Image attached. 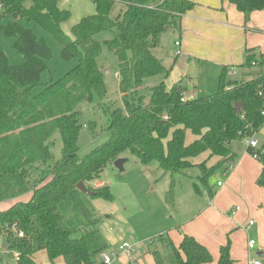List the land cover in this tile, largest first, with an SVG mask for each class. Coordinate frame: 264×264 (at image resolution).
Masks as SVG:
<instances>
[{
  "label": "trees",
  "instance_id": "16d2710c",
  "mask_svg": "<svg viewBox=\"0 0 264 264\" xmlns=\"http://www.w3.org/2000/svg\"><path fill=\"white\" fill-rule=\"evenodd\" d=\"M90 1L95 14L81 19L66 35L61 27L70 14L58 8V0H0V19H11L0 26V34L15 40L13 48L23 59L21 65H11L0 52V203L31 194L27 202L0 212V243L7 259L18 255L15 264H37L34 256L40 252L50 264L59 260L94 264L98 255L109 250L91 202L113 201L109 187L97 185L105 169L126 158V152L142 165L157 164L165 175L197 167V181L211 196L209 178L235 160L232 144L264 132V98L259 96L264 90L263 54L249 51L244 65L238 67L246 72L256 68L251 79L237 80L224 67L212 96L188 99L183 81L166 88L169 71L152 50L162 34L180 28L194 4L188 0ZM228 1L246 20L264 10V0ZM116 3L124 4L126 11L113 21L109 13ZM22 22L51 36L61 46V60H77L76 65L57 81L41 85L51 51ZM104 35L109 38L102 40ZM104 50L117 62L122 106L111 104L102 110L108 117L103 130L108 139L79 157L78 107L107 96L105 69L99 64ZM154 77L163 81L144 89L145 81ZM235 103L243 108L237 111ZM95 125L89 122L87 127L95 133ZM56 135L61 141L57 160L52 154ZM246 152L260 164L256 186L264 188V138L256 148L247 146ZM204 154L208 157L203 162L193 164ZM211 159L217 163L207 167ZM79 183L92 195L78 191ZM165 201L173 205V186ZM13 227L23 238L16 237ZM153 240L140 253L150 251L154 264L212 262L209 251L192 237L184 236L178 247L167 234ZM154 243L161 249H152ZM217 264H235L229 244L219 248Z\"/></svg>",
  "mask_w": 264,
  "mask_h": 264
},
{
  "label": "rangeland",
  "instance_id": "374dc122",
  "mask_svg": "<svg viewBox=\"0 0 264 264\" xmlns=\"http://www.w3.org/2000/svg\"><path fill=\"white\" fill-rule=\"evenodd\" d=\"M58 8L70 14V19L62 25V30L67 35L71 34L73 26L78 24L81 19L95 13L90 0H58ZM124 11L125 6L116 3L111 8L109 17L111 20L116 21L123 15ZM9 21H11L10 18L0 19V26L6 25ZM22 25L31 30L37 39H42L51 51V59L47 63L48 69L41 75V85L57 81L76 65L77 60L69 62L61 60V46L51 36L31 23L22 22ZM108 38V35H104L102 40ZM162 40L163 44L158 48V53L162 55L163 65L169 71L167 79L164 80L166 88L169 89L178 82L176 71H180L177 66L172 73L174 58L172 57L173 53L170 54L171 45L174 40H178V33H174L173 30L164 33ZM14 41V39H7L0 34V52L7 56L11 65H21L23 59L14 50ZM99 64L102 68H109L111 71L108 75H105L107 96L103 101H99L94 97L91 103H82L78 107V121L82 126L78 138L79 157L88 155L108 139V134L103 131L108 124V117L103 114L102 110L111 104H114L115 107L122 106L118 90V79L115 76L116 59L104 50ZM257 72L258 70L253 68L248 71L249 76H242L241 72L238 71V76L234 78L246 81L251 79V76ZM188 75L197 83L201 97L212 96L216 92L219 72L217 69L214 70L212 65L202 64L197 66ZM161 81H163L161 77L150 78L145 81L143 88L154 87ZM183 84L187 85L188 80L184 79ZM89 122H95V133L88 129ZM256 138L258 141L264 138V132H260ZM54 140L55 146L52 149V154L57 160L60 159L61 155V141L58 135L55 136ZM244 147L245 142L238 141L232 144V150L237 154V158L233 161L234 166L238 165L242 157L245 156ZM125 157L127 163L124 165L123 172H118L113 166H108L102 176L103 181L110 189L113 201L106 202L101 199H94L91 202L96 214L101 219L99 229L109 247V251L116 252L119 246L128 244L133 247L132 259H135L138 253L141 254L138 262H132L124 256H119L118 259L113 260L112 264H152L150 251H148L150 255L147 256L145 253H140L144 251V247L148 246L151 241H155L153 239L166 233L174 243V239L180 238L177 229L182 231L184 227H192V230L198 231L200 237L203 234L205 236L207 234L218 235V228L211 224L214 221L205 219L206 216L202 214L203 211L205 212L211 208L212 202L218 195L217 183L220 181L226 184L227 174H230L231 170L226 173L224 168L220 167L209 178L208 187L213 195L210 196L205 192L203 185L197 181L199 176L197 167L185 171L184 174L171 176L170 174H163L155 163L142 165L136 157L128 152L125 153ZM207 157L208 155L204 154L195 161L198 162V160L201 161ZM217 175H219L218 179L216 178ZM194 184H196V187ZM171 186H173L174 196L172 206L165 201V194L171 189ZM254 189H258L255 184ZM233 196L227 194L219 198V206L227 209L226 212H221L223 219H229L231 209L241 207V203L244 201L242 196L235 194V200L238 204H233ZM258 210H260V205L255 208V211ZM214 216L216 215L214 214ZM249 222H252L251 226H248ZM235 225V229L228 230L227 233L222 235L224 237L223 245L229 244L230 246V257L237 264H249L252 261L251 259L258 260L256 254L264 251V228L261 227L262 235H258L260 224L257 221V216L255 213H251L250 218L239 219L235 222ZM233 238L235 241L234 249H232ZM251 240L255 244L254 250L248 249V243ZM0 246L2 247L1 243ZM152 246V249H161L157 243ZM215 248L217 249V247ZM208 250L213 255L210 248ZM0 256L3 258V264H15L14 257L7 259L6 253L2 249H0ZM35 261L37 264H50L43 252L36 254ZM216 263L217 261H214L212 256L210 264ZM55 264H63V262L59 260Z\"/></svg>",
  "mask_w": 264,
  "mask_h": 264
},
{
  "label": "crops",
  "instance_id": "0c3cea01",
  "mask_svg": "<svg viewBox=\"0 0 264 264\" xmlns=\"http://www.w3.org/2000/svg\"><path fill=\"white\" fill-rule=\"evenodd\" d=\"M188 1L194 4V8L182 18L180 28L178 30H173L174 33H178V40H174L171 45L170 54L173 53L172 57L174 58L172 73L174 68L178 66L181 72L176 71L178 74L176 75V78L178 82L183 81L184 79L188 80L187 85H184L182 82V87L185 89V97L193 99L201 94L195 80L188 75L194 71L195 67L202 64L212 65L214 70H218L219 75L224 67H228L229 70L235 68L236 75L233 77L238 76V71L244 76L248 75V72L239 70L238 67L244 65L248 52L254 51V54L260 53L264 55V10L252 13L249 19L246 20L244 15L239 13L228 0ZM163 35L164 34L159 37L157 47L152 50L154 57L162 63H164L163 57L158 53V48L163 44ZM176 44H178V46H176ZM191 141L192 138L189 139V142ZM247 146L248 144L245 142V156L242 157L238 165L234 166V163L231 162L229 163L230 165L225 164L221 166L226 173H228V170H231V172L230 174H227L226 184L219 181L218 183H221V186H218L217 183V187L219 188L218 195L212 202L211 208L207 209L205 212L203 211L202 214L206 216H204L205 219L214 221V223L211 224L218 228V235L207 234L206 236L208 237H206L203 234L200 237L198 231L192 230V227H184L182 231L177 229L180 238L173 240V244L176 247L179 246L184 236L192 237L207 250L210 248L213 254L211 257L213 256L214 261H218L219 248L224 246V237H222V235L227 233L228 230L235 229V222L237 220L250 218L251 213H255L257 216V221L260 224L258 227V235H262L261 227L264 228V188H258L257 190L254 189V184L256 186V179L261 172V166L246 152ZM232 152L236 155L235 158H237V154L233 150ZM205 159L201 161L198 160V162L194 160L193 164H200ZM216 163V159H211L209 160L207 167H211ZM216 178L218 179L219 175H217ZM103 182L102 179V183L97 185V187L106 185V183L104 182L103 184ZM227 194L234 195L233 204H238L237 200H235V194L242 196L244 201L242 203L239 202L241 203V207L231 209V216L229 219H223L221 212H226L227 209L220 207L218 201L220 197ZM30 197L31 194H26L16 200L0 203V212L7 210L17 202H27ZM258 205H260V210L255 211V208ZM214 214L216 216H214ZM166 234L169 237L168 233ZM232 242V249H234V238L232 239ZM215 247H217V249ZM254 249L255 245L253 249L249 250ZM145 255L147 256L150 254L145 253ZM140 256L141 254L139 255L138 253V256H136L132 262H138ZM256 257L262 264L264 261V251L257 253ZM151 260L152 264H154L152 256ZM233 261L237 264L235 260Z\"/></svg>",
  "mask_w": 264,
  "mask_h": 264
},
{
  "label": "built area",
  "instance_id": "2783aa9c",
  "mask_svg": "<svg viewBox=\"0 0 264 264\" xmlns=\"http://www.w3.org/2000/svg\"><path fill=\"white\" fill-rule=\"evenodd\" d=\"M176 46H178V44H176ZM253 66H254V64H253ZM229 71H230L229 72L230 76L236 75V69L235 68H231V70H229ZM259 96L264 98V90L259 92ZM262 116L264 117V111L262 112ZM256 136L257 135H254L249 141H247L248 146H250L251 148H256L258 146V141H257ZM218 186H221V183H218ZM251 225H252V222H249L248 226H251ZM12 229L14 230V233H15L17 238H23L22 232L15 231L14 227ZM254 245H255L254 242L250 241L248 243V248L253 249ZM0 249H2L1 246H0ZM132 254H133V247H131L128 244H123L117 248L116 252H111V251L107 250V251L101 253L100 255H98L97 258L95 259L94 264H112L113 260L118 259L119 256H124L128 260L132 261L133 260ZM13 257L16 261L18 260V255L16 253L13 254ZM249 264H261V262L259 260H252L249 262Z\"/></svg>",
  "mask_w": 264,
  "mask_h": 264
},
{
  "label": "water",
  "instance_id": "95a60500",
  "mask_svg": "<svg viewBox=\"0 0 264 264\" xmlns=\"http://www.w3.org/2000/svg\"><path fill=\"white\" fill-rule=\"evenodd\" d=\"M110 73V69L107 68L104 70V74L105 75H108ZM235 109L237 111H239L241 108H243V105L241 103H235L234 105ZM127 163V159L125 158H120L118 160H116L114 163H113V167L118 171V172H123L124 170V165ZM77 190L80 191L81 193H83L84 195L86 196H91L92 193H90L87 188L84 186L83 183H79L77 184L76 186Z\"/></svg>",
  "mask_w": 264,
  "mask_h": 264
}]
</instances>
